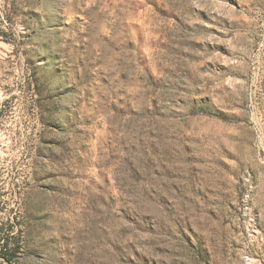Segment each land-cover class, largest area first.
<instances>
[{
    "label": "rangeland",
    "instance_id": "obj_1",
    "mask_svg": "<svg viewBox=\"0 0 264 264\" xmlns=\"http://www.w3.org/2000/svg\"><path fill=\"white\" fill-rule=\"evenodd\" d=\"M0 264H264V0H0Z\"/></svg>",
    "mask_w": 264,
    "mask_h": 264
},
{
    "label": "trees",
    "instance_id": "obj_2",
    "mask_svg": "<svg viewBox=\"0 0 264 264\" xmlns=\"http://www.w3.org/2000/svg\"><path fill=\"white\" fill-rule=\"evenodd\" d=\"M9 245V240L6 237H0V246L1 248H7ZM0 257H3V255H1ZM4 258V257H3Z\"/></svg>",
    "mask_w": 264,
    "mask_h": 264
}]
</instances>
